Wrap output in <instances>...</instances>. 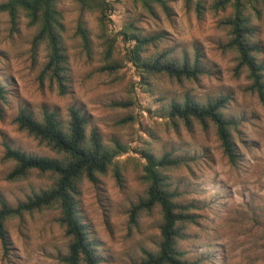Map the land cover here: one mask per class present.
Returning a JSON list of instances; mask_svg holds the SVG:
<instances>
[{
	"label": "rangeland",
	"instance_id": "374dc122",
	"mask_svg": "<svg viewBox=\"0 0 264 264\" xmlns=\"http://www.w3.org/2000/svg\"><path fill=\"white\" fill-rule=\"evenodd\" d=\"M107 1L114 11L103 21L98 12L83 10L75 0L58 2L67 56L64 95L42 74L49 47L35 41L38 27L22 13L16 22L8 13L0 14V84L6 89L0 114V210L3 205L17 207L53 184L36 174L18 181L7 178L15 167L6 157L7 147L55 156L19 129V112L38 120L45 110L55 112L67 126L70 108L75 107L88 118V135L96 130L104 146L116 151L114 163L120 169V178L114 166L96 182L84 179L76 196L81 220L97 245L99 264H143L146 254L157 250L159 211L140 213L136 220L130 213L147 191L145 153H172L182 161L165 172L179 201L195 207L197 222L188 226L179 244L190 262L264 264V104L249 90L247 73H236L237 53L228 47L230 34L222 24L231 8L215 11L217 0ZM256 1L248 3L247 12L254 30L251 39L260 47L258 60L264 65V5ZM79 24L87 31L88 43ZM124 32L157 37L147 54L165 53L178 63L193 62L199 55L205 73L199 81L182 82L143 74L132 61L134 42ZM187 95L202 104L228 97L224 115L236 123L235 163L225 155L214 127H188L169 119L170 104ZM58 219V209L8 217L4 224L9 245L4 249L0 237V264H64L70 240Z\"/></svg>",
	"mask_w": 264,
	"mask_h": 264
},
{
	"label": "trees",
	"instance_id": "16d2710c",
	"mask_svg": "<svg viewBox=\"0 0 264 264\" xmlns=\"http://www.w3.org/2000/svg\"><path fill=\"white\" fill-rule=\"evenodd\" d=\"M75 1L83 10L98 12L101 21L114 11L113 3L107 0ZM252 1L254 0H217L213 8L215 11L223 12L231 8L222 24L230 34L228 47L237 53L236 73H247L251 81L249 90L264 104V65L258 60L260 47L251 39L254 30L250 24V13L247 12L248 3ZM58 2L59 0H8L0 3V14L8 13L12 22H16L18 14L22 13L29 19L31 25L38 27L35 41L46 42L49 47V59L42 74L49 76L51 83L57 86L61 95H64L67 92V56L62 40V14ZM256 2L264 5V0ZM254 10L258 12L259 8L254 7ZM78 30L88 43L86 29L79 24ZM123 34L134 42V47L130 51L132 61L142 69L143 74L164 75L182 82L199 81L205 73L199 55L193 62L185 59L178 63L169 59L165 53L158 55L146 53L149 46L157 44V37H142L134 32ZM4 102L6 89L0 84V114ZM228 102V97L224 96L202 104L187 95L182 101L170 104L169 119L174 124L183 122L188 127H192L194 123L205 129L214 127L225 155L230 162L235 163L237 153L232 132L236 123L224 115ZM69 118V123L65 126L55 112L48 110L43 112L41 120L25 110L20 111L16 117L15 122L19 129L33 137L39 145L49 148L55 156H36L7 147L6 157L15 164L7 178L18 181L36 174L51 179L53 184L48 189L28 196L17 207L3 205L0 210V237L4 249L8 250L9 238L4 224L8 217L58 209V222L70 240L68 253L62 258L64 264H99L97 245L89 237V232L81 220L76 196L84 179L96 182L99 174H105L115 166L117 153L104 146L96 130H92L88 135L89 121L80 109L70 108ZM145 157L147 163L143 169V180L147 184V191L145 197L131 208V217L136 220L140 213L157 209L161 214L162 223L157 250L148 252L143 264H196L186 258V253L179 246L188 226L197 222V215L193 212L195 207L179 201V194L171 189L170 178L165 172L179 167L182 161L175 158L172 153H165L161 157L145 153ZM115 170L120 178L118 166H115Z\"/></svg>",
	"mask_w": 264,
	"mask_h": 264
}]
</instances>
